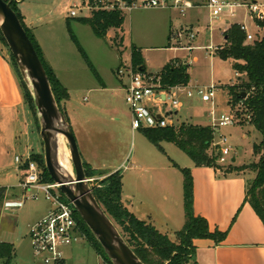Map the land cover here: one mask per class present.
I'll return each mask as SVG.
<instances>
[{
  "label": "rangeland",
  "instance_id": "rangeland-1",
  "mask_svg": "<svg viewBox=\"0 0 264 264\" xmlns=\"http://www.w3.org/2000/svg\"><path fill=\"white\" fill-rule=\"evenodd\" d=\"M14 1L18 0H9ZM82 1L24 0L18 6L27 27L40 39L45 60L69 93L66 103L69 125L72 126L81 155L97 168L92 178L87 177L90 180L89 189L93 192L94 187L119 167L127 194L139 187L141 197L152 203L153 194L160 195V190L164 188L161 183L163 180L160 179L162 175L167 176L171 187L182 197L184 177L174 164L190 169L191 159L171 143H161L162 153L150 143L143 131H133L132 115L116 71L121 66L130 65L133 46L142 51L149 75L157 76L171 60L178 59L188 66L192 89L214 85L216 96L211 103H202L197 97H185L183 92V106L172 118L174 126L179 127L183 123L213 126V122L230 114L228 88L237 83L233 61L221 59L217 49L226 45L224 36L231 25L245 24L255 40L262 38V29L254 23L246 7L235 8L234 16L225 12L219 18H212L209 9L204 6L206 0H196L195 7L185 13L175 8L127 13L122 30L111 29L105 37H98L88 25L80 22V18H89V13L84 12L81 14L84 17L76 19L69 18L70 6L80 5ZM228 1L246 4L247 7L256 2L258 6L264 7V0ZM191 33L195 35L194 40H189ZM178 34H181L180 38ZM116 36L118 40L121 37L124 39L122 47L114 44ZM0 50L11 59L10 49L5 47L1 38ZM16 66L33 94L30 79L25 80L17 62ZM58 109L61 112L59 106ZM36 114L38 123L36 125L34 121L32 127L36 134L34 152L45 160L41 115L37 108ZM241 120L244 122L245 118ZM221 137L228 140L226 147L231 149L229 164L222 166L229 169L235 156L236 163L242 165L233 166L245 167L237 173L245 174L247 182H250L254 178L250 166L256 161L252 149L261 141V134L252 125L240 124L236 120L233 125L215 131V142L219 143ZM53 146H61L65 151L60 167L65 172H73L75 178L68 141L53 133ZM152 177L156 178L155 183H151ZM177 179H180V184ZM13 194L8 200H21L24 203L17 209H5L0 203V241L15 245V257L11 264H41L34 257L29 233L39 215L51 208V203L43 193L30 188L14 190ZM34 195H37L36 199H26ZM81 236L83 240L74 246L80 250V256L70 262L68 252L72 247L67 248V264H96L94 250L86 242L85 236Z\"/></svg>",
  "mask_w": 264,
  "mask_h": 264
},
{
  "label": "trees",
  "instance_id": "trees-1",
  "mask_svg": "<svg viewBox=\"0 0 264 264\" xmlns=\"http://www.w3.org/2000/svg\"><path fill=\"white\" fill-rule=\"evenodd\" d=\"M5 1L9 2V0ZM23 1H14L11 3V7L32 41L47 73L56 103L65 121L70 124L66 111L69 93L58 79L53 68L45 60L41 46L37 42L34 33L27 27L25 17L18 6L19 2ZM124 20L125 17L119 12L102 11L93 12L89 18H80V22L88 25L98 37H105L111 29L115 31L122 30ZM255 23L263 31L262 38L253 43H248L246 34L241 31L238 24H234L231 25L224 36L226 45L221 49H217V51L221 59L233 61V69L237 76L236 85L228 88V104L232 113L240 124L252 125L262 136L260 143L255 144L253 147V154L257 161L250 166L251 172L254 173V178L247 182L246 202L250 204L264 224V20L257 19ZM0 38L5 47L9 48L1 30ZM113 41L117 47H122L124 39L121 37L118 40L116 36ZM11 60L20 78L25 102L37 125L38 120L33 94L19 74L16 60L12 54ZM131 65L134 69L146 73V64L142 51L135 46L131 50ZM187 70L188 66L184 68V65L178 59L171 60L157 75L161 81V88L188 86L190 78ZM242 94H246V97L242 98ZM241 118H245L244 122ZM141 131L144 132L150 143L162 153H164V150L161 147V143H171L184 152L197 167L213 168L222 172L225 176L240 174L237 172L245 169V167H235L233 164H230V168L227 169L218 163L219 155L214 146L215 129L212 126L183 123L179 127L145 129ZM30 157L32 161L38 164L41 170V181L47 184H54L47 171L44 157L40 154H32ZM83 164L87 177L92 178L97 170L93 169L84 159ZM174 167L179 169L184 177V208L186 217L184 227L176 234V242L171 241L167 235L159 232L151 223L138 219L124 206L122 202L123 174L121 171L111 174L93 188V195L99 205L118 228L125 242L144 264H189L190 262L197 264L195 240L210 239L218 245L227 237V233L218 230L212 232L208 221L195 215L191 170L182 169L176 164H174ZM62 196L67 201L63 194ZM75 218L80 233L85 236L86 242L90 247L101 256L105 264H112L106 252L78 213H76ZM15 252L13 244L0 242V264H11L15 257Z\"/></svg>",
  "mask_w": 264,
  "mask_h": 264
},
{
  "label": "crops",
  "instance_id": "crops-1",
  "mask_svg": "<svg viewBox=\"0 0 264 264\" xmlns=\"http://www.w3.org/2000/svg\"><path fill=\"white\" fill-rule=\"evenodd\" d=\"M35 38L43 48L40 39L37 36ZM119 82L124 91L123 82L120 79ZM33 126V116L25 102L18 73L12 60L0 50V203L3 206L5 202L11 201L8 198L11 195L14 196V190L23 191L24 189L21 186L24 167L17 164L15 159L17 156L26 159L35 154L36 134L32 131ZM252 156L257 161L253 149ZM82 157L93 169L97 170L90 160L85 159L83 155ZM236 162L234 156L232 163L235 166L242 165ZM189 168L193 176L195 215L206 219L212 232L218 230L227 233L226 239L218 245L210 239L195 240L197 264H264V224L250 204L246 202V175L225 176L213 168L197 167L193 162ZM118 169H114L113 172ZM155 179L152 177L151 183H155ZM160 179L163 180L161 183L164 188L160 190V195L153 194L152 203L141 197L139 187L127 194L124 183L122 202L138 219L151 223L159 232L176 242V234L182 230L186 222L184 179L182 180V197L171 187L167 176L161 175ZM177 183L180 184V179H177ZM49 210L43 211L34 225L42 220ZM74 246L68 252L70 262L76 261L80 256V250ZM94 253L96 254L95 263L105 264L95 250Z\"/></svg>",
  "mask_w": 264,
  "mask_h": 264
},
{
  "label": "built area",
  "instance_id": "built-area-1",
  "mask_svg": "<svg viewBox=\"0 0 264 264\" xmlns=\"http://www.w3.org/2000/svg\"><path fill=\"white\" fill-rule=\"evenodd\" d=\"M196 0H83L80 5H72L69 9V18L76 19L84 17L86 12L90 16L93 12H119L123 16L139 10L156 8H175L185 13L188 9L195 7ZM203 1V0H202ZM205 7L210 11L212 18H219L225 12L231 16L235 15V8H248L249 15L255 20H264V7L257 4H233L228 0H206ZM256 24V23H255ZM241 31L246 34L247 42L256 41L255 37L248 32L245 24H238ZM258 27V26H257ZM178 38L181 34L177 35ZM195 35L191 33L189 40H194ZM116 74L124 84L125 100L132 115L131 126L133 131L145 129H159L174 127L173 117L182 108L181 96L197 97L202 103H211L216 96V86L211 85L204 88H190L189 86H174L161 88L160 78L143 73L129 66H121ZM169 106V109L167 107ZM171 118V119H170ZM236 123V117L230 112L223 115L217 122H213L215 131ZM228 140L221 137L219 143L214 142L217 149L220 165H228V157L231 149L226 147ZM225 146V147H223ZM16 163L24 167V176L21 186L28 190L33 189L43 193L46 200L51 203L48 214L30 230V240L34 257L41 264H66V249L83 240L79 226L76 221L77 210L67 199L64 200L62 193L55 184H47L41 181V170L38 164L20 156L16 157ZM37 195L26 197L36 199ZM24 201H7L4 203L6 209H17L23 206Z\"/></svg>",
  "mask_w": 264,
  "mask_h": 264
},
{
  "label": "water",
  "instance_id": "water-1",
  "mask_svg": "<svg viewBox=\"0 0 264 264\" xmlns=\"http://www.w3.org/2000/svg\"><path fill=\"white\" fill-rule=\"evenodd\" d=\"M11 3L0 0V30L24 79L29 78L31 81L35 105L41 115V138L44 143L46 168L53 183L74 205L112 264H144L125 242L118 228L99 205L92 190L89 189L90 180L86 176L73 129L58 109L44 66L17 14L12 9ZM245 97L246 94H242V98ZM56 121L62 124V128L56 125ZM53 133L63 136L70 146L75 174L72 181L61 178L55 168L52 149ZM70 184H75V191L69 187Z\"/></svg>",
  "mask_w": 264,
  "mask_h": 264
},
{
  "label": "bare ground",
  "instance_id": "bare-ground-1",
  "mask_svg": "<svg viewBox=\"0 0 264 264\" xmlns=\"http://www.w3.org/2000/svg\"><path fill=\"white\" fill-rule=\"evenodd\" d=\"M57 126L62 128V124L58 121L55 122ZM52 149H53V162L55 165V168L61 178H63L66 181H72L74 180L73 172L68 171L65 172L61 169L60 165L63 163V159L65 157V151L62 149L61 146H57V148H54L52 143ZM69 187L75 191V184H70Z\"/></svg>",
  "mask_w": 264,
  "mask_h": 264
}]
</instances>
